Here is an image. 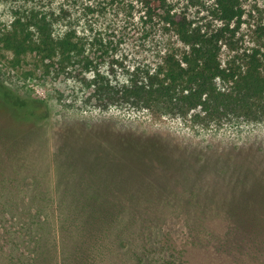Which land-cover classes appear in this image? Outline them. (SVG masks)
<instances>
[{
    "label": "rangeland",
    "instance_id": "obj_1",
    "mask_svg": "<svg viewBox=\"0 0 264 264\" xmlns=\"http://www.w3.org/2000/svg\"><path fill=\"white\" fill-rule=\"evenodd\" d=\"M170 1L213 24L211 0ZM240 1L244 16L222 46L223 67H244L264 29V0ZM142 7L0 0V83L31 117L0 115V264L15 243L27 264H264V191L255 185L264 176V106L213 113L146 92V73L165 49L184 46L145 24ZM43 18L56 37L73 31L81 54L65 61L32 50L37 33L27 25ZM19 19V47L7 49L3 36ZM97 147L124 159L120 173L94 158ZM88 191L107 207H95ZM245 204L257 218L231 209Z\"/></svg>",
    "mask_w": 264,
    "mask_h": 264
},
{
    "label": "trees",
    "instance_id": "obj_2",
    "mask_svg": "<svg viewBox=\"0 0 264 264\" xmlns=\"http://www.w3.org/2000/svg\"><path fill=\"white\" fill-rule=\"evenodd\" d=\"M140 2L143 6V15L140 17L143 22L149 27L160 26L165 34L175 36L184 46L183 50L173 47L165 49L156 69L152 73H146L148 77L146 92L185 105L188 109L201 107L202 110H210L213 113H218L223 110L222 108L228 110L236 106L234 109L246 115H254L256 109L264 106L262 102L264 100L263 27L261 26L257 36L256 43H259V47L255 45L250 54L244 55L246 60L244 67L237 65L223 67L220 59L223 44L225 42L231 44L242 23L244 9L240 0H211L213 6L211 13L214 19L212 25H199L191 19L188 12L177 10L170 0H140ZM21 25H24L22 20H16L9 32L4 34L3 39L7 49L19 47L15 38L18 34L14 26L21 27ZM50 25L47 18L35 19L34 23L27 25V28L35 29L37 33L35 38L29 39L28 46L32 50L43 55L45 59L60 55L65 61H68L72 54H81L82 47L78 41H75L76 35L73 31L56 37L51 32ZM99 43L104 47L102 42ZM103 52L105 53L106 50ZM219 81L231 83L232 92L220 87ZM29 109L26 101L13 95L0 83V115L11 122L28 121L31 119ZM82 148L85 151L90 150L87 145ZM96 149L98 154L94 158L97 160L101 157L105 158L102 167L110 171L114 164L112 172H121L120 165L124 164V159L116 157L111 150L102 151L98 147ZM94 158L92 163L96 168L98 164ZM255 182L258 189L264 191V176L257 177ZM106 183L108 182L104 184ZM86 194L89 200L95 203V207H98L97 203L107 207L98 193L93 194L88 191ZM8 203V199L2 200V207L6 209ZM247 206L245 204L243 208L231 209L238 212L239 216L248 214L249 217L257 218L256 209L246 208ZM9 242L7 241V244ZM13 248L16 251L7 254L5 264H27L25 258L23 259L24 252L20 250L19 253L17 250L18 244H13Z\"/></svg>",
    "mask_w": 264,
    "mask_h": 264
}]
</instances>
